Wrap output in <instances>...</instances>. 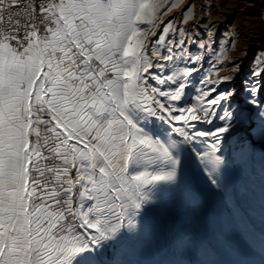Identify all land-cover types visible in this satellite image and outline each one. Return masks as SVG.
Here are the masks:
<instances>
[{
    "label": "snow or ice",
    "instance_id": "6c2138e0",
    "mask_svg": "<svg viewBox=\"0 0 264 264\" xmlns=\"http://www.w3.org/2000/svg\"><path fill=\"white\" fill-rule=\"evenodd\" d=\"M181 3L0 0V264H103L142 237L188 156L228 204L223 145L240 128L264 145V79L245 124L211 78L226 48L201 73L188 45H209L161 20Z\"/></svg>",
    "mask_w": 264,
    "mask_h": 264
},
{
    "label": "rangeland",
    "instance_id": "374dc122",
    "mask_svg": "<svg viewBox=\"0 0 264 264\" xmlns=\"http://www.w3.org/2000/svg\"><path fill=\"white\" fill-rule=\"evenodd\" d=\"M173 2L165 0L161 11ZM189 5L192 19L185 22L182 13ZM251 11L264 27V0H183L161 16L209 45L208 49L188 45L192 53H207L196 65L201 73L211 66V50L226 48V58H221L211 78L222 80L216 85L219 91L235 92L230 97L233 109L243 110L248 117L245 124L255 117V106L246 103V86L264 79V43L257 41L248 24ZM256 72L261 76L254 78ZM192 95L189 104L194 102ZM155 123L161 133L169 128L158 120ZM250 140L246 128H240L223 145L228 164L222 181L231 197L228 204L209 183L202 164L188 156L180 186L160 195L159 208L145 218L142 237L105 249L98 260L103 264H264V145L258 135L256 141ZM233 210L240 215L234 216Z\"/></svg>",
    "mask_w": 264,
    "mask_h": 264
},
{
    "label": "bare ground",
    "instance_id": "6f19581e",
    "mask_svg": "<svg viewBox=\"0 0 264 264\" xmlns=\"http://www.w3.org/2000/svg\"><path fill=\"white\" fill-rule=\"evenodd\" d=\"M253 5H255V2H253ZM212 15H215L216 13L214 12V10H212ZM211 15V14H210ZM210 18V17H209ZM258 17L256 16V13H253L252 11L249 12V16H248V24L251 25V28H253V33H255L256 35H253L254 37H257V41L260 44L264 43V27H262L259 22H258ZM218 32H220V30H218ZM252 260L256 263V260L252 258Z\"/></svg>",
    "mask_w": 264,
    "mask_h": 264
}]
</instances>
